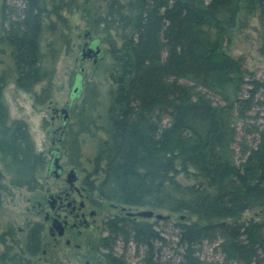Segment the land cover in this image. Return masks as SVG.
<instances>
[{"label":"trees","instance_id":"trees-1","mask_svg":"<svg viewBox=\"0 0 264 264\" xmlns=\"http://www.w3.org/2000/svg\"><path fill=\"white\" fill-rule=\"evenodd\" d=\"M18 1L19 11L3 5L0 42L12 49L17 86L30 91L53 76L40 40L47 14L62 8L63 0H56L58 5L52 0L51 11L44 0ZM115 6L116 17L111 11L106 15L111 20L102 19L105 30L95 41L110 46L116 93L107 139L93 161L92 176L99 181L85 183L115 205L187 216L174 222V248L156 229L159 220L113 217L106 223L108 263L131 264L112 254L121 240L142 249L133 264H165L167 247L179 256V264H206L198 248L218 241L223 261L208 264H263L264 217L246 215L264 209V130L258 147L236 163L227 152L230 132L224 114L234 103L247 107L238 99L244 87L250 99L261 95L264 105V81L244 70L243 61L231 57L222 44L234 29L251 22L264 26V0H127L126 10L121 2ZM197 87L214 91L227 106L214 104ZM47 99L44 90L38 102ZM155 111L168 119L158 138L155 127L149 128ZM7 120L0 87L1 171L11 187L35 192L48 158L35 152L25 122ZM179 174L191 175L194 183L182 186ZM4 193L0 181V208ZM15 233L13 228L0 233V244ZM41 235L38 223L28 227L25 253L39 252ZM16 257L5 261L20 264Z\"/></svg>","mask_w":264,"mask_h":264},{"label":"rangeland","instance_id":"rangeland-1","mask_svg":"<svg viewBox=\"0 0 264 264\" xmlns=\"http://www.w3.org/2000/svg\"><path fill=\"white\" fill-rule=\"evenodd\" d=\"M5 2L13 5L12 12L19 11L21 8L18 0H0V37L2 36ZM117 2L124 4L126 10L127 0H117ZM44 3L47 11H51L53 1L44 0ZM58 4L59 2L55 0L54 5ZM62 4V8H59L55 14H47L48 17L45 19L40 40L44 62L53 71V76L49 81L34 86L30 91L18 87L16 83L17 69L12 49L6 43L0 42L1 100L7 109V123L25 122L35 152L44 154L48 161L50 160L48 152L51 149H56L59 153L61 151L65 167L67 169L75 167L78 170L80 181L77 186H80V182L84 179L89 181L95 179V183L99 181V178L92 176L93 161L101 144L107 139L109 107L116 93V84L111 75L116 72V65L109 53L110 46L104 41L100 46L105 51L101 60L94 63L92 59L81 61L79 54L88 43L97 40L100 32H104L105 28L101 24L102 19L107 17L106 15L111 11L112 16L116 17L115 14L119 8H116L115 5L118 4H114L113 0H63ZM108 19L111 20V18ZM222 48L231 57L240 58L244 63V70L253 73L254 78L264 81V26H258L251 22L250 26L232 30L230 38L223 40ZM78 77L82 92L68 109L66 105L72 100L70 93ZM246 89V87L242 89L238 99L240 103H247V107L234 103L230 107L231 109H227L224 114L230 132L227 152L236 163L243 162L250 151L258 147L259 134H262L264 130V105L261 104L263 97L257 95L254 99H250ZM44 90L48 93V99L46 102H38L39 99H42ZM196 90L210 97L214 104L221 107L227 106L214 91H207L199 87ZM53 109L58 111L66 109L67 111L66 128L63 133L57 132L62 123L59 118L53 119ZM150 122L149 128L155 127L152 130L156 137L168 126L167 117L157 111L154 112ZM58 138H60V142H57ZM47 168L48 166L40 175L41 188L35 192H29L26 188L11 187L7 176H4V172V175L2 174V164L0 163V181L5 188L3 204L0 208V233L12 228L16 232L12 240L7 239L5 245L0 244V264H13L5 261L13 256H17L16 260H19L20 264H44V262L38 261L39 255L31 256L25 253L24 249L28 227L36 223L47 226L43 221V216L37 215V210H32V206L46 203L47 189L50 188L54 191L62 185L61 182H57L53 178H46ZM190 171L192 170L190 169ZM190 176L179 174L177 180L182 186L191 185L195 178ZM114 206L115 204L111 202H102L101 216L117 215L119 210L130 213L149 210L153 211L155 215L163 216L165 219L159 220L156 229L163 231L166 241L170 242V247L173 248L175 247L176 234L174 222L179 217L182 219L187 216L186 214H172L165 210L129 209L118 205L114 208ZM118 216H124V214H118ZM246 216L263 218L264 209L253 210ZM138 220L143 219L138 217ZM155 220V218H151L147 221L152 223ZM101 235L102 233H99V236ZM47 237V231H45V243L48 241ZM218 243L219 241L204 242L198 248V253L206 264L222 263L223 256L217 250ZM60 244L63 242L61 241ZM81 244L80 251L73 255L72 250L69 259L63 254L65 251L67 252L64 245L56 244L57 246L49 249L48 264H87L88 259L92 261L101 253L100 251H97L98 253L90 252L84 240H81ZM170 247L165 249L162 261L165 264H179V256ZM112 252L114 256L117 255L131 264L139 261L142 256V249L137 251L133 245L126 244L121 240L116 241ZM260 257L264 259V253H261ZM106 260L107 258H105L104 264L108 263Z\"/></svg>","mask_w":264,"mask_h":264},{"label":"flooded vegetation","instance_id":"flooded-vegetation-1","mask_svg":"<svg viewBox=\"0 0 264 264\" xmlns=\"http://www.w3.org/2000/svg\"><path fill=\"white\" fill-rule=\"evenodd\" d=\"M90 44L91 43H88V45ZM100 46L101 43H99V48ZM92 60H94V58H92ZM97 61L98 60H96V62ZM66 106L69 109L71 107L70 102H68ZM53 114V119L59 118L62 123L61 127L57 129V132L63 133L64 128H66V124H64L62 121L63 114L60 110L58 111L57 109H53ZM57 142H60V138L57 139ZM53 151L56 152V154L58 153L60 156L59 163L61 165L62 171L58 177H55L53 174H48V167L46 170V178H53L57 182H61L62 185L54 191H52L50 188L47 189L46 203H38L37 206H32V210H37V215L43 216V221L47 224V226L39 224L42 230L41 243L39 246V252L34 256L39 255L38 261L40 263L44 262V264H48L50 258L48 257L49 249L55 247V245L57 244L60 246L64 245V248L67 250V252L65 251V253L63 254L69 259L72 250L73 255H76V252L80 251V249L82 248L81 240H84V243L86 244L90 252H101L98 254V256H96V258L92 259V261L88 259L87 264H104L105 258H107V263V254H109V251L107 250V248H105V245L107 243L109 244L110 240L109 238V240L106 241L109 231L106 226L107 221L112 219L113 217H119L118 214L122 213L124 214V216L120 217L127 216L136 221L138 217L132 216V213H130L129 211L122 212V210H119V213L117 215L107 214L106 217H102L101 206L102 202H104L102 197L97 195L95 192H91V190L87 187L85 183V180L87 179L82 180L80 182V186H77V183L80 181L78 170L75 167L67 169V167H65L62 161L63 153H61V151L59 153L56 149H51L48 152L50 159L52 158L51 152ZM72 169L76 170L77 180L74 182L73 185H70L67 182V175ZM116 206L117 205H115L114 208ZM54 221L56 222V224L60 225L58 228L51 229L52 223ZM45 231H47L48 236L47 243L44 242ZM59 232H61V234ZM89 232L91 235L89 234ZM99 233H102V235L99 236ZM87 234L89 236H86ZM61 241L63 242V244H60Z\"/></svg>","mask_w":264,"mask_h":264},{"label":"water","instance_id":"water-1","mask_svg":"<svg viewBox=\"0 0 264 264\" xmlns=\"http://www.w3.org/2000/svg\"><path fill=\"white\" fill-rule=\"evenodd\" d=\"M99 43L98 41H93L90 45H87L84 49L81 50V53L79 54V58L81 61H84L85 59H92L94 58V62L96 60H100L104 56V51L99 48ZM82 92V86L80 84V78H77V81L74 83L72 87V91L70 93L71 95V102L70 104L77 99V97L80 96V93ZM61 113L63 114L62 121L64 124H66L67 120V111L66 109H61ZM52 153V158L49 161V169H48V174H53L55 177H58L61 173V165L59 163L60 156L56 152H51ZM77 180V173L76 170L72 169L68 175H67V182L70 185H73L74 182ZM132 216L140 217L143 219H151L155 218L156 220H161L164 217L161 215H155L153 211L149 210H142L138 211L136 213H132ZM60 224H56L54 221L52 223L51 229L53 228H58ZM61 234V232H59Z\"/></svg>","mask_w":264,"mask_h":264}]
</instances>
